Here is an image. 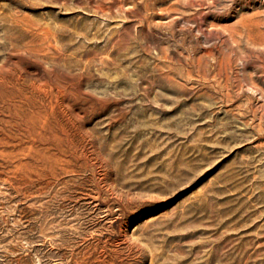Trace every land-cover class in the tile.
Wrapping results in <instances>:
<instances>
[{"label": "rangeland", "instance_id": "374dc122", "mask_svg": "<svg viewBox=\"0 0 264 264\" xmlns=\"http://www.w3.org/2000/svg\"><path fill=\"white\" fill-rule=\"evenodd\" d=\"M0 264H264V0H0Z\"/></svg>", "mask_w": 264, "mask_h": 264}, {"label": "bare ground", "instance_id": "6f19581e", "mask_svg": "<svg viewBox=\"0 0 264 264\" xmlns=\"http://www.w3.org/2000/svg\"><path fill=\"white\" fill-rule=\"evenodd\" d=\"M5 32V31H4ZM7 43V42H6ZM6 48V47H5ZM10 81V80H9ZM2 82V81H1ZM14 82V81H13ZM20 84V83H19ZM215 84V83H214ZM2 86H3V84H2ZM5 86V85H4ZM7 87V86H6ZM8 87H10V85L8 86ZM26 87V86H25ZM11 88H13V87H11ZM19 88V87H18ZM18 88H16V89H18ZM15 89V90H16ZM25 91V90H24ZM24 91H23V93L22 94H26V93H24ZM11 92V91H10ZM14 92V91H13ZM18 92V91H17ZM20 92V91H19ZM13 94V93H12ZM27 95V94H26ZM28 95H29V93H28ZM31 95V94H30ZM19 97V96H18ZM31 97V96H30ZM20 99V98H19ZM28 99H29V97H28ZM12 100V99H11ZM13 101V100H12ZM28 102V101H27ZM36 102V101H35ZM38 102V101H37ZM15 103V102H14ZM34 104V103H33ZM3 106H5V105H3ZM7 106V105H6ZM10 106V105H9ZM12 107V106H11ZM24 107V106H23ZM37 107H39L38 105H37ZM45 107V106H44ZM43 107V108H44ZM40 108V107H39ZM20 109V108H19ZM28 109V108H27ZM12 110H13V108H12ZM19 113V112H18ZM21 113V112H20ZM27 113H28V111H27ZM22 114V113H21ZM43 114V113H42ZM28 115V114H27ZM34 115V114H33ZM44 115H45V113H44ZM46 116V115H45ZM37 117V116H36ZM20 118V117H19ZM24 118V117H23ZM14 119V118H13ZM16 119V118H15ZM37 119V118H36ZM40 119V118H39ZM23 120V119H22ZM56 120V119H55ZM15 121V120H14ZM19 121V120H18ZM36 123H37V121H36Z\"/></svg>", "mask_w": 264, "mask_h": 264}]
</instances>
